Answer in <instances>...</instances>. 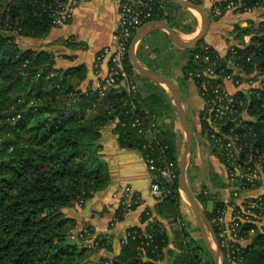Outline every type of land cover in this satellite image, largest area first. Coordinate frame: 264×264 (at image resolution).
<instances>
[{
    "label": "trees",
    "instance_id": "16d2710c",
    "mask_svg": "<svg viewBox=\"0 0 264 264\" xmlns=\"http://www.w3.org/2000/svg\"><path fill=\"white\" fill-rule=\"evenodd\" d=\"M156 1L163 7H154L150 20L162 19L183 33L190 31L187 21L174 15L179 7L168 0ZM189 1L202 5V0ZM230 1L241 3L234 8L238 13L264 5V0L214 3L225 11ZM66 3L0 0V264H156L165 254L169 264H213L203 239L194 236L198 227L181 213L173 101L162 86L132 69L127 49L134 34L127 41L123 64L135 90L127 91L115 84L101 96L92 84L81 87L87 78L84 67L57 66L54 52L19 43L20 39L44 37L55 27L53 20ZM234 30L237 45L228 57L235 72L241 71L244 81L261 78L257 85L235 91V112L217 122L221 124L220 133L209 144L225 168V152H217V148L228 141L234 143L243 169L255 164L264 167V20L257 24L249 20L247 26H236ZM187 52L188 60L182 67L184 80L195 69L210 65L202 59L194 60L196 53L209 54L211 61L221 62L216 50L203 40ZM235 78L242 80L238 75ZM195 83L199 92L211 100L215 81L200 77ZM136 119L139 126L133 125ZM111 124L119 147L140 153L145 165L149 159L157 167L172 164L177 174L171 185L153 175L163 190L162 196L153 208L140 214L143 225L128 227L116 246L108 233L95 232L85 225L77 227V220L68 212L109 185L110 172L100 141L103 129ZM140 128L146 130L140 132ZM207 129L209 133L208 124L201 121V133ZM261 184L241 182L239 187L251 190ZM202 187L197 199L203 206L211 202L210 210H205L210 222L227 206L247 217L238 224L237 241L230 243L232 261L264 264V192L239 206L232 200L223 202L218 193L208 197L205 185ZM131 199H136L135 195ZM121 202L115 211L118 219L126 212ZM138 204L132 203L129 210ZM164 221L171 224L172 238ZM213 230L216 235V227ZM170 240L172 246L168 248ZM222 264H228L224 257Z\"/></svg>",
    "mask_w": 264,
    "mask_h": 264
},
{
    "label": "crops",
    "instance_id": "0c3cea01",
    "mask_svg": "<svg viewBox=\"0 0 264 264\" xmlns=\"http://www.w3.org/2000/svg\"><path fill=\"white\" fill-rule=\"evenodd\" d=\"M70 1H74L75 3L70 19L60 26L51 28L44 37L31 40L33 47L46 48L54 52L57 66L64 68L77 66L84 67L87 74L86 80L81 85V87L84 88L88 84H93L96 77L93 67L95 55L103 46L109 44L113 37L117 5L121 2V0H67V2ZM202 4V6L207 11L211 8V3L209 0H202ZM251 12L252 10L239 13L243 18L244 23L252 20ZM179 16L181 17L180 13ZM259 20L263 21V19ZM173 30L177 32L179 38L183 41H189L193 38L190 37L191 34L183 33L176 28H173ZM231 31V23L227 15L225 16L224 14L221 18L214 20L210 19L209 27L205 33V36L203 37V41L212 46L220 55H225L229 45L237 43V40ZM152 32L165 35L171 42L165 30L156 29ZM152 32L135 45L134 51L136 56L139 55L140 52L144 58L146 57V59L155 60L158 58L161 50L152 46L148 40ZM206 36L207 38L210 36V39L208 38L205 40L204 38ZM64 42L75 43L77 46L74 48H69L64 44ZM179 49L183 50V48ZM184 50L187 52L186 49ZM137 57L143 61V59L139 58V56ZM99 71L101 75L105 73L104 64ZM157 72L167 77L176 85L185 104L188 125L191 134V157L185 171V179L188 184L187 180L193 182L197 179V175L195 172H192V168L195 170L199 169L198 166L201 163V155L203 153L206 155V158H208L209 161L213 163L214 159H216L212 154L209 142L203 137L201 133L199 112L202 106V99L197 92L195 84L191 80L190 81L195 87V97L199 100L198 103L194 96L192 99L187 98V96L184 95L177 84L169 76L162 73L161 71ZM172 73L176 75V69L173 68ZM177 76L180 77L179 80H184L182 78V68ZM225 86L230 92L235 91L230 82H226ZM193 109L197 111L194 122V134L189 123V113L190 111H193ZM112 127L113 125L111 124L103 129V134L100 141L101 153L107 162L110 172V181L108 187L103 192L95 194L93 198H91L89 201H86L81 207L75 206L68 212L71 217L77 220V227L85 225L92 227L95 232L108 233L109 235H112L113 245L116 246L118 241L125 236L128 227L138 224L143 225L139 222L140 214L146 208H153L156 204V200L159 198H156L150 194L151 179L140 153L119 147L117 145L115 136L112 133ZM175 128L177 129L176 133L178 143V134L180 129L176 123ZM193 135H195L196 138V150L194 156V165L191 167L190 165L194 151L193 143L195 142ZM181 154L182 151L179 146V157ZM125 187L129 189L130 195H135V198L138 199L139 204L135 208L127 211L122 216V218L118 219L115 217V211L121 202L123 195L125 194ZM217 192L219 193V191ZM219 197L221 200L225 201L228 199V194L222 195L220 193ZM238 197H240L239 192ZM238 199L237 203H241L242 201H238ZM164 228L169 232V235L172 238L171 224L168 221H164ZM171 246L172 243L170 240L168 248ZM156 264H169L167 254H165V258L163 260L157 261Z\"/></svg>",
    "mask_w": 264,
    "mask_h": 264
},
{
    "label": "built area",
    "instance_id": "2783aa9c",
    "mask_svg": "<svg viewBox=\"0 0 264 264\" xmlns=\"http://www.w3.org/2000/svg\"><path fill=\"white\" fill-rule=\"evenodd\" d=\"M211 3V8L209 9V15L218 16L221 15L222 11L219 6L215 5L214 0H209ZM74 1L67 2L62 10L57 14V17L53 20V25L55 27L62 25L67 22L72 13V8L74 7ZM241 3L239 1H230L224 6V10H231L238 7ZM162 8V4L156 0H121L117 5V14L114 23L113 37L109 44L103 46L100 51L95 55L94 58V72L95 79L93 82V88L101 96L105 91L118 84L120 87L127 91H134L135 85L129 79V76L125 70L123 64V57L125 54V47L128 39L146 22L151 21L153 15V9ZM247 40V39H245ZM207 44V43H206ZM208 45V44H207ZM237 44H231L228 47L225 55L218 56L221 58L220 63H215L211 61L209 54L200 55L198 53L194 54V60L202 59L203 62H209L206 67H200L195 69L193 72L189 73L188 79L191 80L196 87V79L200 77L210 78L215 81L214 85L211 87L212 99H206L204 94L197 92L202 99V106L199 112V122L201 126V121L208 124V128L211 130L208 133V129L202 135L209 142L217 140V134L220 133L221 124L217 122L224 121L230 114L235 112V104L238 102L234 93L238 88L246 89L251 85H257L258 80L252 82L251 80L244 81V74L241 71L235 72L234 64L230 57H228L229 52H234L233 47ZM205 51V47L203 48ZM105 65V73L100 74V68ZM215 69H217L215 71ZM227 70H234L232 73H226ZM238 75L242 78H235ZM119 78V83L115 82V79ZM226 82H230L235 89L234 92H230L225 86ZM133 125L139 126L140 121L134 120ZM146 128H140L139 131L143 132ZM234 143L232 141L225 142L221 144V148H217V152L223 150L225 153V159L227 166L225 168L227 174V180L230 186H237L239 182L254 183L255 181L262 182L264 179V167L255 164L253 166L242 168V165L238 162L236 156V151L234 150ZM146 168L150 173H152L150 180V194L156 198L162 196L163 190L159 184L154 181L153 177L157 176L168 184L171 185L177 174L172 164H165L163 167H157L153 165L152 160H148ZM154 175V176H153ZM243 188L239 187V190ZM125 194L123 195V200L121 202L123 209L127 212L131 207L132 203L139 202L138 199H131L129 194V189L125 187ZM239 191H231L227 200L223 202H228L232 200L235 205L241 206V203H237L236 198L238 197ZM125 212V213H126ZM124 213V214H125ZM247 217L242 213H234L232 206H227V208L217 215L211 222L212 227H216V239L218 242L220 261L222 257L225 258L226 262L229 264H235L231 258L230 243L231 241H237V227L241 222H245ZM213 227V228H214ZM252 232V230H250ZM149 237V236H148ZM223 251V256L222 252Z\"/></svg>",
    "mask_w": 264,
    "mask_h": 264
},
{
    "label": "rangeland",
    "instance_id": "374dc122",
    "mask_svg": "<svg viewBox=\"0 0 264 264\" xmlns=\"http://www.w3.org/2000/svg\"><path fill=\"white\" fill-rule=\"evenodd\" d=\"M174 12L176 13L174 15L177 19H182L185 22L187 21L186 23H188V25H189L188 29H190V31L187 32V34H191L190 35L191 38L196 36V34L198 33V31L201 27V16H200V14L195 10L182 9V8L175 9ZM207 12L209 13V10ZM179 13H180L181 17L179 16ZM224 14H225V16L227 15V17L229 18V21L231 23V29H232L231 32L234 34V37L236 35V30H234V28L236 26L244 27V26L248 25V22L244 23L241 15L238 12H236L234 9L222 11L221 15H218L217 17L221 18ZM178 17H180V18H178ZM210 19L214 20V17L210 16ZM251 19L253 20L254 24H257L260 21L259 19L264 20V5L259 6V7L252 10ZM208 38L210 39V36H208ZM208 38L206 36L204 39L207 40ZM244 39H247V36H244ZM148 40L150 41L152 46L160 49L161 53L157 59L149 60V59H146V57L144 58L142 53L139 52V55H138L139 58L143 59V62L145 64H147L150 68L155 69L157 71H161L162 73L169 76L177 84V86L184 93V95L187 96V98L192 99L193 96L195 97L196 93H195V89H194L195 88L194 84L189 79L179 80L180 77L177 76V74L180 72L182 66L187 61V58L189 56L188 53L184 49L181 50V49L177 48L176 46H174L165 35H160V34H157L156 32H154V33L152 32V34L149 36ZM19 43H21L25 47H30L33 45L31 39H20ZM173 68L176 69V71H177L176 75L172 73ZM195 99L198 103L199 100L196 97H195ZM189 108L191 109L190 106H189ZM196 112L197 111L195 109H193V111H190V113H189V123H190V127L192 129L193 134L195 132L194 122H195ZM175 123L177 124V126L180 129L179 134H178V144H179L181 151H182L183 146H184V140H183L182 131H181L180 125L178 123L177 117H176ZM193 139L195 142L193 143V150L194 151H193V157H192L191 165H190L191 167L194 165V156H195V150H196L195 135H193ZM201 159H202L201 163L198 166L199 169L195 170L192 168V172H195V174L197 175V179L193 182L187 180L188 184H189V188L195 194L196 199H197V195L201 191V188H203L202 187L203 185H205V188H206L204 193H206V195L208 197H211L213 193L217 195V193H218L217 191H219V193H218L219 195H220V193L222 195L228 194V197H230L229 195L231 194V191H239L240 197H237L236 201L239 198L238 201H242V202L246 201L247 199H250L251 197H256V196H258L264 192V179L262 181V184L257 188H253L250 191L239 190V186H235V185L230 186L229 185L228 180H227V174H226L225 167L221 163H219L217 159H214V163H213V162L209 161L208 158H206V155L204 153L201 155ZM192 180H193V178H192ZM239 183H241V182H239ZM221 184H223V186L218 187ZM217 189H219V190H217ZM245 192H246V194H245ZM181 195H182V199H183V204L181 206L182 215L185 217V219H187L191 222L192 226H197L194 211H193L192 207L190 206L187 197L185 196V194L183 192H181ZM197 201H198V199H197ZM198 203H199L201 209L203 210L204 214H205L206 209L210 210V208H211V202L210 201H208L205 206H203V204L200 203L199 201H198ZM194 236L196 238H198V237L202 238L200 231H196L194 233ZM212 247L215 248L214 244H212ZM101 253H104V251H102ZM220 264H222V261H220Z\"/></svg>",
    "mask_w": 264,
    "mask_h": 264
},
{
    "label": "water",
    "instance_id": "95a60500",
    "mask_svg": "<svg viewBox=\"0 0 264 264\" xmlns=\"http://www.w3.org/2000/svg\"><path fill=\"white\" fill-rule=\"evenodd\" d=\"M172 4L176 5L182 9H189L197 11L201 16V27L191 40L183 41L179 38V35L173 28L168 24L167 21L162 19H155L146 22L143 24L133 35L131 42L127 49V58L132 67L137 73L142 75L143 77L149 79L150 81L162 86L167 90L169 96L173 101V105L175 108V114L178 119V123L180 125L182 136L184 140V146L182 149V154L180 155L177 163L178 170V187L181 192L185 194L188 199L190 206L194 211V215L196 218L197 227L201 233L202 239L205 243V246L212 258L213 264H220V253L218 242L211 225V222L206 218L203 210L201 209L195 194L190 190L186 179H185V171L187 165L189 163V159L191 157V134L188 125V119L185 109V104L181 94L179 93L176 85L169 80L167 77L162 75L161 73L153 70L143 62H141L135 54L134 48L135 45L148 34H150L153 30L163 29L166 31L168 37L171 42L179 48L183 49H192L194 48L205 36V33L209 27L210 23V15L207 10L200 4H195L189 0H168ZM240 183H238V186ZM210 236V237H209ZM214 244L215 248L212 247Z\"/></svg>",
    "mask_w": 264,
    "mask_h": 264
}]
</instances>
